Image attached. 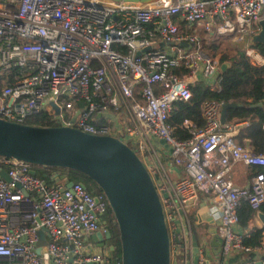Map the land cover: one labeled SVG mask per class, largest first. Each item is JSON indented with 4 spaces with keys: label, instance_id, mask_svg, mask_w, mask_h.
<instances>
[{
    "label": "built area",
    "instance_id": "obj_1",
    "mask_svg": "<svg viewBox=\"0 0 264 264\" xmlns=\"http://www.w3.org/2000/svg\"><path fill=\"white\" fill-rule=\"evenodd\" d=\"M263 19L264 0H0V117L25 123L43 113L51 126L116 136L134 148L161 197L172 264H225L239 255L241 264H264V239L247 246L251 233L238 214L242 200L256 211L264 205V172L244 186L232 175L237 164L264 166V149L239 143L238 123L223 124L215 102L204 104L202 127L184 122L187 140L168 121L175 102L192 98L193 83L220 88L222 63L202 46L209 37H234L252 65L264 66L262 48L252 43ZM159 140L182 177L167 172ZM32 170L0 156V172L10 178L0 174V264H115L111 250L88 241L109 231L106 195L82 183L50 184ZM202 193L215 204L217 257L199 239L194 251L189 212Z\"/></svg>",
    "mask_w": 264,
    "mask_h": 264
},
{
    "label": "water",
    "instance_id": "obj_2",
    "mask_svg": "<svg viewBox=\"0 0 264 264\" xmlns=\"http://www.w3.org/2000/svg\"><path fill=\"white\" fill-rule=\"evenodd\" d=\"M113 1L146 4L157 0ZM260 26L252 43L264 47V19ZM229 65V61L223 62L222 71L225 72ZM239 105L230 102L221 106L223 124L228 122V109ZM262 105L263 102H259L253 106ZM56 110L59 112L58 108ZM0 156L86 174L103 190L114 213L120 234L122 264H172L171 235L154 180L136 150L120 138L90 134L71 126H36L0 117ZM32 173L36 174V171L33 169ZM0 174L10 180L6 172ZM56 176L61 180L66 178L64 174ZM73 184L68 181L67 187ZM257 215L264 224V212L258 210ZM110 237L109 231L95 234L94 241L101 253ZM193 239L197 253L198 237L194 235ZM114 248L110 245L111 251ZM173 264H178L177 260Z\"/></svg>",
    "mask_w": 264,
    "mask_h": 264
},
{
    "label": "trees",
    "instance_id": "obj_3",
    "mask_svg": "<svg viewBox=\"0 0 264 264\" xmlns=\"http://www.w3.org/2000/svg\"><path fill=\"white\" fill-rule=\"evenodd\" d=\"M226 38L214 39L209 44L206 41L202 43L204 50L213 57L218 58L220 63L225 61L230 63L228 69L222 73L223 78L220 88L211 89L204 81L193 83L191 85L192 98L188 101L175 102L168 121L173 128L174 136L181 140H187L191 135L184 127V122L192 120L199 127H202L205 123L203 107L206 102H215L221 106L230 102L239 103V106L229 108L227 112L228 122H246L238 128L235 139L239 143L249 146L255 152H261L264 149V66L257 67L252 65L245 54L244 48L241 46H235L232 54L226 50H219ZM261 48L264 54V47L261 46ZM259 102H263V105L253 106ZM25 123L36 126L52 125L51 119L43 113L29 117ZM33 169L38 176L49 183L56 180V175L64 174L66 178L62 180L63 182L82 183L91 193L104 194L103 190L90 177L80 171L70 168L35 165H33ZM255 171L264 172V166L256 167ZM259 209L264 212V205ZM238 214L240 228L251 233L249 237L244 239V243L252 247L260 246L264 239V225L262 227L252 225L257 211L251 207L247 200H242L238 208ZM104 221L111 234L109 243L115 246L111 251V255L114 257L115 264H122L119 228L108 199ZM191 221L193 231L199 237L194 225V222L197 223L196 217L193 216ZM251 256L254 257V254H251ZM262 258L264 259V254H262Z\"/></svg>",
    "mask_w": 264,
    "mask_h": 264
},
{
    "label": "crops",
    "instance_id": "obj_4",
    "mask_svg": "<svg viewBox=\"0 0 264 264\" xmlns=\"http://www.w3.org/2000/svg\"><path fill=\"white\" fill-rule=\"evenodd\" d=\"M227 37H230V36H227ZM230 39L237 41L232 36ZM239 46L243 47V45L240 43H239ZM203 81L208 85L207 80H203ZM245 123L246 122L238 123V128ZM157 143H158V147L161 151V156H162V160L164 162L165 168H166L167 172L169 173V175L171 176V178L178 179V178L182 177L184 175L185 171H184L183 167L175 164V162L172 158V155H171V149L165 143H163L161 140L157 141ZM255 169H256V167L246 166L244 164H237V166L235 167L233 174H232L233 179L235 180V182L238 185L244 186L248 183L250 175L252 173L256 172ZM214 205L215 204L213 202V199L210 196L202 193L199 196L198 203L195 206H193L192 208L195 210V217L197 219V224H201L204 228H206V232H207L206 235L208 238L207 241L209 244L210 254L213 257H217V256L221 255V253H222V250H221L222 245H221L220 236L218 235V231H217V223L212 220L210 213H209L210 209H212V207ZM252 223H253L252 225L259 226V227H262L264 225L261 222V220L257 214H256ZM94 236H95V234L91 235L89 237L88 241L91 244L96 245V243L94 241ZM91 239H93L94 242L91 241ZM110 245H111L110 243H107V246H106L107 248L106 247L105 248L110 250ZM244 261L245 260L243 257H241V255L236 256V257L231 256L229 258L228 263L225 260V264H241Z\"/></svg>",
    "mask_w": 264,
    "mask_h": 264
},
{
    "label": "rangeland",
    "instance_id": "obj_5",
    "mask_svg": "<svg viewBox=\"0 0 264 264\" xmlns=\"http://www.w3.org/2000/svg\"><path fill=\"white\" fill-rule=\"evenodd\" d=\"M202 36L205 38L208 35L205 32H202ZM223 37H225V36H223ZM213 38H214V36L209 37L208 40H207V43L209 44L210 42H212ZM230 38L231 37H227L226 38V41L221 44V47L219 48V50H223V51L226 50L230 54H232L234 52L233 48L235 46H239V43L237 41L233 40V39H230ZM61 182H63V181L59 177H57L56 180L54 182L50 183V184L61 183ZM189 213H190L191 218L193 219V216L195 217V210L193 208H191V210H190ZM194 224H195L196 230H197V232L199 234V237L198 238H199L200 244H203L204 243V244L208 245V241H207L208 238H207V235H206L207 234L206 228H204L201 224H197L196 222H194ZM91 241H93V239H91ZM207 251H208V253H210L209 246L207 248ZM230 257L231 256H227L226 257V262L227 263H228ZM179 258H180V260H182L181 257H179Z\"/></svg>",
    "mask_w": 264,
    "mask_h": 264
}]
</instances>
